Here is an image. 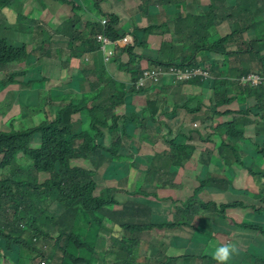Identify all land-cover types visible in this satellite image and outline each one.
<instances>
[{"label": "trees", "instance_id": "1", "mask_svg": "<svg viewBox=\"0 0 264 264\" xmlns=\"http://www.w3.org/2000/svg\"><path fill=\"white\" fill-rule=\"evenodd\" d=\"M165 2H153L155 14L158 10L170 11ZM4 6L15 9V20L7 25L11 34L25 33V25L29 24L35 28L33 39L51 35L45 27L37 26L36 18L26 12L18 0H0V8ZM179 7L182 6H178L169 19L134 29L135 43L143 48V54L129 47L130 62L123 68L136 80L141 58H147L152 64L184 66L191 64L198 54L204 58L210 53L224 55V60H218V65L211 69L215 76L208 82L214 89L212 101L216 107L238 99L241 108L231 121L217 126L218 136H227L218 141L219 163L230 168L239 162L247 168L260 183L264 198V169L259 167L264 159V82L240 85V90H234L232 85L237 82L232 78L242 77L247 72L235 73L230 67L234 62L232 57L237 58L242 53L239 49L244 43L254 60L264 62V0H211L200 16L185 14L183 7L180 12ZM109 16L108 34L112 38L120 37L123 32L116 28L118 16ZM234 17L229 32L221 35L218 31L221 20L230 18V22ZM72 25V21H65L55 27L54 32L73 38ZM152 32L170 34L173 41L163 42L160 49L153 50L147 43ZM69 46L71 55L98 50L88 33L80 44L70 42ZM30 56L26 44L15 46L7 37L0 36V65L9 64L1 70L6 78H0V85L7 86L15 77H23V84L32 88L21 93L24 108L30 91H39V104L28 105L34 126H27L28 121L20 111L13 115H8L9 110L0 113V122L18 121L16 130L0 133V239L9 250L18 246L17 261L6 256V264H35L39 257L45 259L46 264H142L137 261L141 240L152 242L159 228L171 225L165 210L149 198L151 193L143 190V185L151 182L158 185L162 175L174 177L177 174L194 152V146L189 143L192 133L180 129L174 134L170 130L167 135L170 151L138 157L137 163L147 166L142 179L133 191L127 192L123 201L118 199V192L123 186L121 179L128 173L127 162L132 157L127 155V150L136 131L144 139L148 138L147 131L159 129L161 125L158 112L163 103L173 102L170 83L162 82L165 84L161 85L163 99L156 95L139 111L127 105L126 113L117 115L116 106L127 104L128 86L111 76L103 62L97 60L93 70H80L71 79L59 76L57 67L49 62H24ZM41 63L45 64L42 75L41 68H36ZM89 74L95 75L96 80L89 82L90 90L84 92L83 84ZM57 80H68V89H59L55 84ZM246 90L257 94L254 97L260 103L257 112L246 105ZM16 95L12 92L18 102ZM191 100H181V104L189 108ZM102 128L116 136L109 147L105 146ZM248 128H252L254 138L245 137ZM34 139L39 142L37 146H33ZM85 158L96 165L104 161L110 163L107 173L101 174L105 187L98 194L95 172L86 165ZM42 173L47 177L41 179ZM117 204L122 207L117 209ZM116 225L122 228L120 238L114 235ZM218 244L221 243H215L208 251L201 249L196 255L191 252L193 254L181 258L166 256L155 264H216L212 254ZM260 255L264 258L262 250ZM0 256H3L1 245ZM228 264L239 263L232 257Z\"/></svg>", "mask_w": 264, "mask_h": 264}, {"label": "clouds", "instance_id": "2", "mask_svg": "<svg viewBox=\"0 0 264 264\" xmlns=\"http://www.w3.org/2000/svg\"><path fill=\"white\" fill-rule=\"evenodd\" d=\"M34 1L37 4H41L42 8H51L52 2H54V4H67L69 5L71 9V15L64 17V19L60 23H53L50 25H46L41 20L40 25L45 27V29L49 31L51 35L47 37L36 36L32 40V43L35 44V51L43 52V48H44L43 46L45 44L52 45V39L57 36L67 38L68 40L65 43V47L67 48L68 54L66 55L65 60L61 61V63L69 64L72 58H79L82 61V66L76 70V72L71 76V79L80 70H83V69L93 70L97 60L99 62H103L105 66L107 67L108 72L111 76H113L119 82L125 83L128 86L127 104L124 103L119 106H116V108L114 109V112L117 115H124L127 110V105L133 106L136 108L137 111H139L142 108L146 107L148 100L154 98L156 95H158L160 99H163L161 85H165L164 83H170V85H179V86L198 84L199 86L210 90L211 95L209 99H210V104L213 106L212 114L214 115V117L216 115L222 114V112L217 111L218 106L215 107V104L212 101V98L214 97V89L210 83L208 84V82L212 80L215 76L212 73V70L210 68H207L204 66V63H203L204 56L202 54H198L191 64H187L184 66L177 65V64H168V65L152 64L151 62L148 61L147 58H141L138 61V64L140 67V74L138 75L136 80L133 79V75L130 71L123 68V65H127L130 62V54L128 52L129 47L134 48V51L137 54H140V55L143 54V48L138 46L135 43V38L133 34L134 29L136 27L147 28V27L154 26V25L139 26L135 24L132 27H125L118 13L103 10L101 6V3L103 2V0H44V1L34 0ZM79 1H82L85 4H87L89 8L87 10H82L80 8L82 4H79ZM144 3L148 4V0H145ZM18 4L21 6L20 0H18ZM210 4H211V0H210ZM4 8H10L15 11V9L11 6H4L0 8V11L3 10ZM88 14H90V17L86 20L84 28L79 27L77 23L80 21L81 16L88 15ZM109 14L118 16L119 22L116 25V28L120 32H123V35H121L120 37L112 38L107 32L106 27L109 25V22H110ZM31 15L34 18H36L32 13ZM65 21L73 22V25H72L73 26L72 31L74 34L73 38H71L68 35H64L62 33L54 32V28L62 25ZM92 28L94 29L93 32H92ZM86 33L90 34V38L95 41V43L98 46V50L86 51L82 55H71V49H70L69 43L74 42L76 45L80 44L81 38H83V36ZM153 33L154 32L150 33L147 37V43L151 49L158 50L161 48L163 42H171V41L163 40L161 45L158 48H153L148 41L149 36ZM8 41L12 43L9 39ZM15 46H20V45H15ZM26 47H27L28 53L31 56L27 61H24V62L35 61V57H33V54L29 50V45L26 44ZM239 50L242 51V53H240L238 57H240V55H248L249 59L253 61V58L251 57L249 52H247L249 48L246 43H244V45ZM123 52L128 55V60L126 62H118L117 68L119 71L124 72L128 76V79L126 81L119 80L110 71V65L114 62L115 57L118 54H122ZM90 53L95 54L93 59L90 58L89 56ZM58 56L62 57L61 54H59ZM240 61H241V58H240ZM244 71H246L247 74L243 75L242 77L232 78L239 85L246 86L247 84L254 83L257 80H260V82L262 83L264 82V62L263 61L260 62L259 67L257 68L245 67ZM90 76H94L95 79L92 81L89 80ZM239 79L241 80L240 83L238 81ZM95 80H96L95 75L93 74L87 75V81H85L83 84V91L88 92L90 90L89 82H93ZM66 84L64 85V87H66ZM74 93L78 94L76 90L74 91ZM134 95L143 96V98L138 101L139 102L138 105L133 104ZM190 98H192V100L190 102L189 108L184 106V104L173 105L171 108L168 102L163 103V108H161L158 112V119L161 125H159V129H155V128L149 129L147 131L148 138L144 139L140 135V132L136 131V136L133 139L131 147L127 150V155L132 157L127 162L129 166L127 170L128 173L126 176H124L121 179L122 181L121 185L125 186L128 184H132V187L130 190L128 189H125L124 191L119 190L118 199L120 201H123L124 194L127 195V192H131L135 189L137 182L142 179V172L147 169V166L145 164L137 163V158L145 157V156H153L157 153L169 152L170 146L167 141L168 140L167 135L169 131L171 130L174 134H176L180 129H185L186 131L192 133V139L189 141V143L194 146V152L191 158L188 159L178 169V172L174 177H169L168 175H162L161 179L158 181L159 183L158 185H156L155 182H151L150 184L144 183L143 190L151 193L149 198L157 201L158 203V200H159L158 189L164 186H170L175 180V178L178 176L179 171L185 168L188 162H193L197 168L194 169L192 167L190 169H187L184 175L189 181L194 182L196 186L192 188L191 195H189L185 199V201L182 202V204L184 205L186 210H191L192 207L195 206L196 208H198L199 213L201 211L202 212L206 211L205 213L200 214L196 222V229H193V232L207 234L209 236H212L215 232V229L217 228L214 222V214H221L223 216L222 217L223 219H227L226 212L228 209L234 208L239 211L246 212V210L249 209L250 205L244 204L243 202L239 200H230V201L220 202V203L216 201H211V200L203 201L200 198V194L204 190H217V189H221L225 187L228 184L231 185L233 183L234 178L237 175V170L240 171V173H243L247 179H249L250 181H253L257 185L258 192L256 195L259 201L261 202V205L252 207L254 210V213L256 214L254 217L255 221H252V216L247 215L243 217L239 223L234 221L233 228L240 229V230L246 229L248 231L259 232L262 236V239H261L262 247L260 249H256L255 252H252L248 255V256H253L254 260L252 261L246 260L244 262L238 261V263L239 264H264L263 263L264 258H262V256L260 255L261 250L264 252V233L262 232V228L264 227V198H262L261 192H260L261 185L257 181V179L252 174L249 173L248 169L241 166L239 162L233 163L230 168L225 166L223 162L219 163L220 157H219V152H218V141L220 138L226 139L227 136L226 134H222L219 137L216 129L219 124L231 121L234 117L232 119H229L223 122H217L216 124L211 121H208L206 117H201L199 118L200 121H197L198 119L196 117V114L200 112L203 106V99L201 100V97L199 95H192V94L187 95L184 99L185 101H187ZM197 100H201V101L199 103H196ZM232 102H234V100ZM228 103H231V102H228ZM179 110H186L189 114L192 115V118L190 119V122L188 125L184 123L179 126H174L170 122L173 118L177 116V112ZM236 112L234 113L237 116ZM229 113H233V112L231 111ZM16 129H17V124L13 122H9L6 125L2 126V128L0 129V133L10 132ZM102 130L105 133L104 135L105 146L109 147L110 143L112 141H115L116 136H111L106 128H102ZM160 136H161V139H160ZM245 137L254 138L253 135H248V129L247 131H245ZM137 138L143 141L141 145L135 141ZM161 141L163 142L164 145H161ZM210 141L214 142L215 150L211 149V147L213 146H203V144L202 146H200L201 142H210ZM146 144L152 145V146H156L157 144H159V148L162 150L155 151L152 154L150 153L140 154V151L142 150V146ZM234 159L235 158L233 157L232 160ZM85 161H86L87 166L92 171L95 172V179L98 185L96 193L98 194L101 191V189L104 188L105 186L99 188L100 186H99V182L97 179V175L98 173L105 175L110 167V163L108 161H104L100 165H96L90 159L85 158ZM118 163H120V161H118ZM103 165H107L105 171L100 170V168ZM212 165H214L215 167H218L219 169L217 171H212L211 170ZM142 166H144V168H142ZM259 167L261 169H264V159L262 163L259 165ZM206 169L208 170L207 172H206ZM135 171L139 172L138 176H134L133 172ZM190 174H192L193 176H191ZM214 178L218 179V181H214ZM244 191L249 192V190L247 189H245ZM229 204H233V205L225 207V208L223 207L224 205H229ZM115 207L117 209H120L122 206L117 204ZM207 212L211 213V215L207 214ZM207 228H211L210 233L207 232ZM114 235L119 238L122 236V228L120 226L118 225L115 226ZM217 241L221 244H218L215 246V250L212 254V258L216 261V264H228V262L232 259V257H234L236 254L239 253V248L235 244H233L230 240L225 241V242H222L220 240H217ZM141 247H142V244L140 243L139 254L137 257L138 262L142 264H155L157 263L156 261H161V259L160 258L157 259L154 254H151L150 257H147L145 261H142L141 260L142 258ZM45 248H47V246H45ZM191 252H194V255L198 253V251H196L193 247L191 250H189L186 253H183L178 256H172V257L181 258L184 255L193 254ZM36 261H38L40 264H46V260L43 259L42 257L37 258ZM36 261H35V264H36Z\"/></svg>", "mask_w": 264, "mask_h": 264}, {"label": "crops", "instance_id": "3", "mask_svg": "<svg viewBox=\"0 0 264 264\" xmlns=\"http://www.w3.org/2000/svg\"><path fill=\"white\" fill-rule=\"evenodd\" d=\"M144 1L145 0H103L101 6L104 11H112L118 13L125 27H132L135 24L139 26L155 25L156 22L160 19H158L156 16L157 14L154 13L152 4L154 1L158 0H148V4H145ZM179 1H184L186 2V4H189L191 6V10L197 5L210 4V0ZM20 4L26 12H31L36 17L38 22L37 26L40 25L41 20L46 25H50L53 23H60L64 19V17L71 15V9L67 4H54V2H52L51 8H42L41 4H37L34 0H20ZM157 13L161 14L162 19L170 18V16H167V13L165 11L158 10ZM89 17L90 14L82 15L77 25L84 28L85 22ZM229 19L230 18H223L221 20L220 25L218 26V31L221 35H225L229 32ZM14 20V10L10 8H4L0 11V35L6 36L12 43H14V45L22 46L24 44H28L29 50L33 54V57H35V61L33 62L44 61L55 65L57 67V72H59V76L63 78L71 77L76 72V70L82 66V61L79 58H72L69 64L61 63V61L65 60L66 55L68 54L67 48L65 47V43L68 40L67 38L57 36L52 39V45L45 44L43 46V52L35 51V44L32 43L33 36H35V28L33 29L29 24H26L25 33L20 31L18 34H11L10 30L7 28V25H11ZM163 40L172 41L173 36L170 34L159 35L154 32L149 36L148 41L153 48H158ZM59 54H61L62 57H59ZM94 55V53L89 54L91 59H93ZM224 58V55L210 53L206 55L203 63L205 67L212 69L218 65V60L223 61ZM232 59L234 62L231 63L230 67L235 73H240V70L244 71L245 67L257 68L260 66L261 62L254 59L253 61H251L248 55H240L238 59L233 56ZM127 60L128 55L123 52L122 54H118L115 57L114 62L110 65V71L116 76V78L121 81H126L128 79V76L124 72L118 70L117 63L126 62ZM8 65V63L0 65V78L4 77V74L1 70L3 68H6ZM36 68H41L40 75H42V71L45 69V64L41 63L37 65ZM5 78L6 76L4 77V79ZM94 79V76L89 77V80L91 81ZM67 82L68 80L64 82H60L59 80H57L55 84L59 89H63V86ZM23 83L24 78L18 76L15 77L14 80H12L7 85L12 89V92L17 93L16 100L18 101V103L21 102L22 99L19 93L23 90ZM177 87L180 88V93H177L176 88H170V90L174 92L173 102L169 103L171 108L175 103V99L177 101L176 104L180 105L181 100H184V98L190 94L199 95L201 97V100L203 99V106L200 112L196 114V117L198 119L197 121H200L199 118L201 117H206L208 121H211L215 124L217 122H223L235 117L236 114L234 112L238 111L241 107L240 101L238 100H234V102L231 103L222 104L217 108V111L222 112V114L216 115L214 117V115L212 114L213 106L210 104L209 99L211 95L210 90L205 89L198 84H190L185 86L177 85ZM232 87L234 90H240V85L238 83H233ZM1 93H3V90H0V94ZM142 98L143 96L141 95H134L133 104L138 105V101ZM201 100H197L196 103H199ZM29 110L31 112V108H29ZM229 110H231L233 113H229ZM227 113L231 114V116H228ZM13 114L14 113H11L9 110L8 115ZM191 118L192 115L189 114L186 110H179L177 112V116L170 122L174 126H179L184 123L188 125ZM9 122L18 124V121H11L9 119L8 121L0 122V129L2 128V126L6 125ZM248 135H253L252 128H248ZM202 144L203 146H213L211 147V149L215 150V144L213 141L201 142L200 146H202ZM160 150L162 149L159 148V144H157L156 146L146 144L142 146L140 154H152L155 151ZM106 166L107 165H103L100 170L105 171ZM192 167L194 169L197 168L193 162H188L185 168L179 171L178 176L170 186H164L158 189V203L167 213L171 225L169 226V228H159L154 233L152 242L143 238L149 243V245L147 248H144L143 246L141 247V260L145 261L147 257L151 256V254H154L157 259L160 258L161 260H163V258L166 256L172 257L186 253L193 247L196 251H200L201 249H203L204 251H208L213 247L215 243H219L217 240H220L222 242L230 240L239 248V253L234 256V259L237 262L254 260L253 256L248 255L252 252H255L256 249H260L262 247L261 234L255 231H248L246 229H234L233 225L234 221L239 223L242 218L247 215L252 216V221H255L254 217L256 214L254 213L252 207L261 205V202L256 195L258 192L257 185L253 181L247 179L243 173H240V171L237 170V175L231 185L228 184L225 187L217 190L202 191L200 194V198L203 201L211 200L220 203L230 200H239L244 204L250 205L249 209H247L246 212H242L234 208L228 209L226 212L227 219H223V216L221 214H214V222L217 228L215 229V232L212 236H203L202 233H194L193 229H196V222L200 214L205 213L206 211H201L199 213L198 208H196L195 206H193L191 209L193 211L186 210V208L182 204V202H184L185 199L189 195H191L192 188L196 186L194 182L189 181L184 175L187 169H190ZM142 168H144V166H142ZM218 169L219 168L215 167L214 165L211 166L212 171H217ZM245 189L249 190V192H245ZM207 214L211 215V213L209 212H207ZM4 264H6V258L4 259Z\"/></svg>", "mask_w": 264, "mask_h": 264}, {"label": "rangeland", "instance_id": "4", "mask_svg": "<svg viewBox=\"0 0 264 264\" xmlns=\"http://www.w3.org/2000/svg\"><path fill=\"white\" fill-rule=\"evenodd\" d=\"M38 1H44V0H38ZM259 1H262V0H259ZM165 3L168 6V8L170 9V11H165L167 13V16L174 13L176 11V9L178 8V6H182L185 13L191 12L194 14V16L202 15L204 13L205 9L208 7V5L202 4V5H197L196 7H193L191 10V6L189 4H186V2H184V1L166 0ZM79 4H82V6H80V8L82 10H87L89 8V6L82 1H79ZM182 7H179L178 11L181 12ZM162 11H164V10H162ZM156 16L158 19L162 20L161 14L157 13ZM234 20H235V17L233 18V20H231L229 22L228 26H230ZM255 47H257V44H255ZM237 59H238V57H237ZM238 81H239V83L241 82L240 79ZM169 87L171 89L176 88L177 93H180V88H178L177 85H170ZM30 88L31 87L29 85L23 84V90L30 89ZM0 90H3V95H2V97H0V113L3 114V113H5L6 110H10L11 113H15L16 111H20L22 117H24L28 121L29 125H27V126H29V127L34 126V120L32 119V115H31V112L28 108V105L38 104V96H39L38 89H33L30 91V94H29V96L25 102V108L22 107V102L18 103L13 99L12 89L9 86H5V85L1 84ZM22 91L20 92V95H21ZM256 95H257L256 93L246 90V93H245V96L247 99L246 105L252 106L254 111H256L260 108V103H257L254 100V97ZM174 102L177 103L176 99L174 100ZM227 115L231 116V114H229V113H227ZM261 116H263V115H261ZM160 139H161V136H160ZM136 142L141 145L143 141L141 139L137 138ZM38 144H39V142L37 141V139H34L33 140V146H37ZM161 145H164L162 141H161ZM133 174H134V176H138L139 172L135 171V172H133ZM190 175L193 176L192 174H190ZM46 177H47V174H45V173L41 174V179H44ZM97 179H98L99 186H100L99 188L103 187L104 185L101 181V173H98ZM115 186H118V182L116 180H115ZM120 189L122 191H124L125 189L130 190L131 185L128 184V185L122 186V187H120ZM124 198H127L126 194H124ZM207 232L210 233L211 228H207ZM141 244L144 248H147L149 245V243L147 241H145L144 239L141 240ZM0 245L3 247V256H0V264H4V259L6 256H9L10 258H12V260L14 262H16L17 257H18V246L15 245L13 250H9L8 248H6V242L3 239H0ZM199 260L202 263L201 259H199ZM36 264H40V263L38 261H36Z\"/></svg>", "mask_w": 264, "mask_h": 264}, {"label": "built area", "instance_id": "5", "mask_svg": "<svg viewBox=\"0 0 264 264\" xmlns=\"http://www.w3.org/2000/svg\"><path fill=\"white\" fill-rule=\"evenodd\" d=\"M254 83H260V80L255 81Z\"/></svg>", "mask_w": 264, "mask_h": 264}]
</instances>
